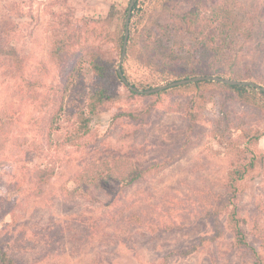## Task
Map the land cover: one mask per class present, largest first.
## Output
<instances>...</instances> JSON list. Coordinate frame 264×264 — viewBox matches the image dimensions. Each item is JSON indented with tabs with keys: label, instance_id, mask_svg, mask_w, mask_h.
<instances>
[{
	"label": "rangeland",
	"instance_id": "374dc122",
	"mask_svg": "<svg viewBox=\"0 0 264 264\" xmlns=\"http://www.w3.org/2000/svg\"><path fill=\"white\" fill-rule=\"evenodd\" d=\"M130 1L0 0V28L11 32L12 45L24 57L25 78L32 81L29 86L0 63V228L9 232L7 251L17 264H254L252 249L264 254L262 96L249 91L259 107L239 102L234 92L215 85L133 96L117 80L116 103L96 116L85 132L77 131L79 114L101 84L91 54L101 50L118 70V38ZM196 2L140 1L144 12L135 20L142 22L138 31L133 29L137 46L122 65L132 84H167L161 82L155 57L147 53V36L161 24L172 33V20L187 9L192 15L201 12L199 19L192 16L194 22L207 20L211 5L201 8ZM221 3L232 5L245 25L234 52L255 75L248 81L260 84L264 69L254 56L261 47L253 40L264 37V0ZM112 7L119 14L110 23L106 18ZM68 33L80 42L72 59L56 63L51 57L55 42ZM71 69V87L50 133L49 120L58 105L48 96ZM172 105L177 111L170 113ZM185 107L203 114L186 143ZM126 112L140 115L134 121ZM258 134L262 136L255 143ZM178 154L183 156L173 161ZM253 156L254 166L237 179L236 167ZM116 157L142 166L169 164L158 173L154 169L121 198L120 209L147 220L144 227L105 224L112 210L105 203L109 194L87 189L81 181L80 175L109 180L106 166ZM38 167L55 171L46 192L35 197L30 195V174ZM233 211L247 246L235 243L229 221ZM162 220L176 221L182 228L168 229Z\"/></svg>",
	"mask_w": 264,
	"mask_h": 264
},
{
	"label": "trees",
	"instance_id": "16d2710c",
	"mask_svg": "<svg viewBox=\"0 0 264 264\" xmlns=\"http://www.w3.org/2000/svg\"><path fill=\"white\" fill-rule=\"evenodd\" d=\"M140 1L141 0H138L136 2L130 20L127 50L129 55L137 46V36L135 35L133 29L138 31V26L142 22V19L135 20L136 15H142V12H144V9L140 7ZM191 1L195 2V0ZM195 5H198L201 8L205 5H211L207 9V20L204 22H194L192 16L199 19L201 17V12H196L197 14L195 13L192 15V12L187 11V9L181 14V16L176 15V18L172 20V23H174L170 27V32L172 33H169L166 26L161 24L150 31L151 35L152 33L157 35L156 38L152 37L150 34L147 36L145 44L146 50L147 53L153 54L152 57L154 56V60L157 61L155 68L160 73V77L162 79L161 82L169 83L201 75L221 76L242 81L251 80L253 77L255 78L254 74H250L249 65L245 66L244 62L241 61L240 58L237 59L234 52L235 47L239 44L238 34L241 31V28L243 31V28L245 27V25L242 24V20L238 16L239 13L237 14V11L232 7V5L228 6L227 4H222L221 0H197ZM127 12L128 7L125 10L124 22L122 23L120 36L118 38V43L120 44L121 49L123 48L126 31ZM118 14L119 11L115 7H112L107 15L106 21L112 23L113 19L116 18ZM210 30H214V32L209 33ZM10 35V31L0 28V63L8 65L12 69L15 76L24 79V81H27L30 86L32 81L25 78L24 57L20 55L17 48L12 45ZM67 36V38L60 39L55 42L51 57L56 63H66L67 60L72 59L71 52L79 40L76 39L75 34L73 33H68ZM253 41L261 47L256 54L257 56H254V58L258 57L264 69V37L257 41ZM91 57L92 70L101 84L90 94L86 111H82L78 116V132H85L96 116L102 113L108 106L116 103L117 93L114 82L118 80L123 83L118 70L112 68L109 64L110 62L106 60L105 53H102V51L99 50L98 53L91 54ZM149 59H151V57ZM74 69L66 70L64 81L59 87L54 88L53 95L48 96L49 98H54L53 101H55V105H58V108L49 120L50 133L53 131L57 123V118L63 111L64 101L71 87ZM122 70L124 71L123 68ZM125 77L130 82L129 77L126 75ZM258 79L261 81L259 85L264 87V76L261 79ZM124 85L128 88L131 95H138L126 84ZM132 85L142 90L154 88L152 85L148 88L144 86H136L135 84ZM206 85H215L230 90L234 92L239 102L245 104L252 103L257 107H259L257 99L255 97H250L249 91L256 92L264 98V91L258 90L252 86H229L220 82L212 81L191 83L171 88V90L183 89L190 86L198 88L201 86L205 87ZM30 90L32 93V89ZM167 92L168 91L165 90L163 92L146 96L162 95ZM31 97L35 98L34 94H32ZM183 110L185 111L187 121L189 122L186 132V143L191 141L192 133L198 123L202 120L203 114L195 112L187 107L183 108ZM169 111L171 113L176 112L177 110L172 105L171 108H169ZM126 115L129 119L135 121L140 114L126 112ZM261 136L262 135L258 134L255 137V143L260 140ZM182 156L183 154L174 156L173 161ZM132 161L133 160L131 158H114L113 164L110 165L108 163L106 166L110 172L106 176L107 179H109L106 182H101V180L98 179H89L80 175L82 178L81 181L85 183L83 185L87 186V189L93 187L95 190L99 191V194H103V192H107L109 194L107 198L105 197V203L109 204L112 207V210L107 211L104 219V223L109 226L114 224L121 226L123 224L127 226L132 225L133 227L146 226L147 220L143 221L140 216H137L132 212L126 215V207L125 211L120 209L121 198L124 197V193L127 190L137 184L145 182L150 175L154 173V169H158L156 171L158 173L159 169H163L165 167L167 168L169 166V164H163V166L158 163H149L147 166H142L138 162ZM254 161L255 158L253 156L252 160L247 164L237 166L234 171V176H236L237 179L244 178L246 175L245 173L254 166ZM160 166H162V168H159ZM54 171V168L38 167L31 172L30 179L34 185V190H32L30 194L31 196L39 197L46 192L50 180L54 175ZM112 184L114 185V188H116L115 190H112ZM230 216L231 218H229V221L233 230L236 245L239 247L247 246V238L242 230L241 222L237 217V214L233 211ZM162 223L166 224L168 229L174 228L178 230V228L181 227V225H178L176 221L172 222L173 224H168L167 221L162 220ZM157 225L159 226V222ZM165 229L168 231L167 228ZM8 233L9 232L7 230L0 228V264H17L14 258H12L7 251L6 240ZM252 251L255 259L254 264H264V254L255 248H253Z\"/></svg>",
	"mask_w": 264,
	"mask_h": 264
},
{
	"label": "water",
	"instance_id": "95a60500",
	"mask_svg": "<svg viewBox=\"0 0 264 264\" xmlns=\"http://www.w3.org/2000/svg\"><path fill=\"white\" fill-rule=\"evenodd\" d=\"M137 1L138 0H131L130 4L128 6V12H127V18H126V31H125L124 41H123L122 54H121V58H120L119 66H118V73L121 77V80L133 92H135L137 94L151 95V94L163 92L165 90H169V89L174 88V87H179V86H183V85H187V84H191V83H197V82H205V81L220 82L222 84L229 85V86H252V87L257 88L258 90L264 91L263 86L255 83L253 81L234 80V79L225 78V77H221V76H211V75H201V76H195V77H191V78L176 80V81H172V82H169L167 84H164V85H161V86H158L155 88H151L148 90H142V89H139V88L133 86L127 80L125 75L123 74L122 65H123L124 59L127 55L128 42H129L130 20H131V16H132V13L134 10V6H135Z\"/></svg>",
	"mask_w": 264,
	"mask_h": 264
}]
</instances>
